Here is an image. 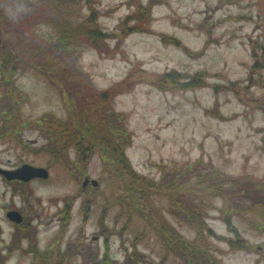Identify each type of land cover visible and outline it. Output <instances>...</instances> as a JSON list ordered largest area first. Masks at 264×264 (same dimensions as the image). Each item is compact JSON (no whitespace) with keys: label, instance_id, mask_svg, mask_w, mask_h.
I'll use <instances>...</instances> for the list:
<instances>
[{"label":"rangeland","instance_id":"1","mask_svg":"<svg viewBox=\"0 0 264 264\" xmlns=\"http://www.w3.org/2000/svg\"><path fill=\"white\" fill-rule=\"evenodd\" d=\"M94 1L108 35L96 49L55 33L48 0L0 8L16 28L39 17L23 36L62 59L73 91H108L104 109L129 132L125 154L141 188L131 193L98 154L83 169L73 150L44 149L36 121L67 119L71 105L61 80L25 63L21 115L6 124L0 109V168L30 163L49 177L15 194L0 176V264H264V214L253 204L264 191L250 188L264 184V0ZM139 4L148 11L133 19ZM86 178L99 183L84 187ZM6 205L50 221L49 239L32 247L22 230L16 236Z\"/></svg>","mask_w":264,"mask_h":264},{"label":"trees","instance_id":"2","mask_svg":"<svg viewBox=\"0 0 264 264\" xmlns=\"http://www.w3.org/2000/svg\"><path fill=\"white\" fill-rule=\"evenodd\" d=\"M95 3L94 0H48L46 4L44 3L45 5L43 4V7L50 11L46 21L59 37L67 42H72L73 48H101V41L105 40L108 35L103 32L104 30L100 26L99 13L95 11ZM148 8V5L144 8L139 4L137 11L132 16L133 19L135 16L139 17L138 14L147 12ZM38 19L39 17L36 19L35 16L16 28L13 27L9 16L0 8V109L4 105L1 115L2 119L5 120L1 121L9 124L8 121L12 116L19 117L21 115L20 107L23 103L21 101L23 96L20 87L16 84V78L24 71L25 63L39 75L48 76L54 81L56 79L61 80L63 82L60 87L62 95L66 97L64 100L71 105V109L67 119L45 115L36 121L37 126L43 128V134L48 140L44 149L57 155V157L62 154L66 155L67 158L70 157L69 151L73 150L76 156L75 162L78 165L81 163L83 169L91 158L98 154L104 165L111 167L108 169L116 171L113 177L116 176L118 180L128 184L131 181L133 186L130 192L137 191L141 188H136L138 182L135 179L139 175L131 168L125 154L129 144L127 139L129 132L124 126L114 124L115 119L113 118L120 114H112L110 118L111 113L104 109L105 104L109 103L106 96L108 91L91 90L92 92L84 93L82 89L81 91L71 89L67 71H62L65 68L60 63L62 59L56 58L54 52L38 47L23 36L22 32L28 29L26 24L32 21V24L34 22L37 25ZM143 20L144 18L140 22ZM258 45L259 42H255L254 47L258 48ZM260 45L261 50L263 49L261 54L264 56V42ZM258 64L259 62L255 65L258 66ZM173 74L169 71L166 76L175 80ZM183 77H187V75ZM90 110L95 112L94 120L91 123L87 120V114H93L90 113ZM116 122L119 121L116 120ZM8 133L5 132V134ZM110 135H113L114 138L111 139ZM202 180H206V178L204 177ZM140 182L142 186L152 187L145 179ZM250 188H254L258 194L257 192L264 191V184L257 183ZM185 189L192 190L193 186L186 183ZM241 190L243 191V188ZM143 191L145 192V190L141 192ZM218 192L222 193L223 188L219 189ZM254 199L253 204L261 206V214H264V194L260 197H254ZM188 206L190 207V204ZM185 215H188L189 218L193 213L191 212L190 216L185 212ZM229 225L231 226L230 221ZM234 232L239 234L237 230Z\"/></svg>","mask_w":264,"mask_h":264},{"label":"flooded vegetation","instance_id":"3","mask_svg":"<svg viewBox=\"0 0 264 264\" xmlns=\"http://www.w3.org/2000/svg\"><path fill=\"white\" fill-rule=\"evenodd\" d=\"M0 176L4 180H6V183L9 186H12V191L15 194H19V192L21 190H23V187L26 184H29L33 180L39 179V178H36V179L34 178L31 181L24 182V181L18 180V179L8 180L2 173H0ZM1 208H3V207H1ZM3 210H4L5 216L9 219V221L13 224V226L17 230V231L15 230L16 231L15 235L18 236L19 232L22 230L23 234H25L26 237L32 241L31 242V246L32 247L35 246V244H36L35 241H39V237L42 236V235L43 236L47 235L45 237H46V239H49L50 231H49L48 227L50 225V221H45V219H44L39 224H36L33 221L34 218L28 219V216L26 215V213L21 211V210H19V209H17V208L10 209L9 206L6 205V206H4ZM10 212H18V218L19 219L17 217H11L9 215ZM39 218L41 219V217H39ZM6 248H8L10 251L12 249L9 246L8 247L6 246ZM7 258H8V256H5V261H6Z\"/></svg>","mask_w":264,"mask_h":264},{"label":"water","instance_id":"4","mask_svg":"<svg viewBox=\"0 0 264 264\" xmlns=\"http://www.w3.org/2000/svg\"><path fill=\"white\" fill-rule=\"evenodd\" d=\"M0 173H2L8 180L18 179L24 182H28L33 178H48L49 170L45 167L35 166L30 163H24L16 169H1ZM91 183L94 186L98 185V181L92 179L91 181L86 178L83 182V185L86 186L87 183ZM9 215L11 217L18 218V212H10ZM19 219V218H18Z\"/></svg>","mask_w":264,"mask_h":264}]
</instances>
